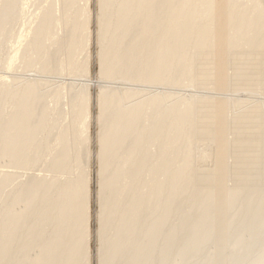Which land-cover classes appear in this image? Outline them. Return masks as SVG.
I'll return each instance as SVG.
<instances>
[{"label":"bare ground","instance_id":"1","mask_svg":"<svg viewBox=\"0 0 264 264\" xmlns=\"http://www.w3.org/2000/svg\"><path fill=\"white\" fill-rule=\"evenodd\" d=\"M45 1L49 4L50 0ZM60 1L70 5L76 0ZM98 2L99 73L100 79L109 83L112 82L107 80L119 79L163 85L180 78L186 79L192 74L197 56L206 59L204 76L209 77L213 58L223 59L232 56L248 61L251 55L244 50L245 48L249 50L252 47L264 46V0H98ZM27 3L26 0H22L20 9ZM13 6L8 5L1 13L0 31L10 20ZM75 12L74 9L68 8L59 16H54L45 11L34 22L31 21L32 25L24 22L21 34L8 41L12 51L6 65L11 67L19 58V50L26 35L31 33L30 37L27 36L28 43H35L36 50H39L41 49L39 39L49 33L51 26H60L67 30L69 36L64 43L68 51L64 60L60 61V71L86 75L89 62L86 59L81 63L78 56L81 52L89 53V10L85 7L77 14ZM142 58L143 64L140 61ZM6 82H8L6 79L1 82L0 100L5 98L11 109L8 112H0V155L15 159L18 168L26 169L31 165L30 160L33 157L31 146L39 141V135L44 131L46 110L43 108L35 113L41 103L36 88L31 85L35 83L25 84L11 91L6 88ZM88 85L86 82L80 83L79 93L71 100L73 106L69 116L80 117L79 134L69 141H66L65 137L57 140V145L63 152L56 155L52 162L59 168L66 166L68 159L71 158L70 153L77 151L81 144L86 145L85 156L88 158L90 100L87 95L81 96L82 90ZM128 85L126 87L97 85L100 121L97 135L100 175L97 185L99 223L97 236L103 244L97 253L99 263L107 259L113 251L130 242V237L127 236L119 239L114 246L115 243L112 245L110 244L112 241L108 242L106 239L105 231L110 230L116 234L128 225L127 222L130 220L132 222L128 225L129 232L130 229L139 228L142 222L137 218L141 210L153 204L165 191L167 196L158 203L160 210L153 219L157 222L155 231L149 232L144 239L151 240L155 234L160 233L162 230L160 226L169 211V204L184 188L179 180L183 179L191 168L190 164L186 163L171 169L168 162L186 156L189 149L183 147L180 142L188 137L196 124L201 123L202 118L210 117L213 111L212 107H208V102L202 104L203 100L200 98L196 101L184 100L165 106L164 97L159 94L160 92H157L156 96L122 108L119 101L121 96H134L144 91ZM199 111L202 117L198 114ZM251 120L255 121V115ZM60 129L61 134H70L72 131L69 125ZM203 132L209 133V127ZM238 132L241 134V130ZM160 140L164 141L156 151L147 152L137 158L139 150ZM178 144L181 145L179 149ZM221 151L222 146L218 156ZM151 163L153 166L143 178L132 177L126 181L129 170L136 173ZM74 169L78 171L77 175L66 183L58 184L54 177L48 179L33 177L22 191H17L13 195V199L25 202V209L20 212L7 210L1 219L0 259L19 249L21 254L15 264H77L79 258L76 252L80 247H84L82 259L89 264L90 172L87 166H80L78 161L74 164ZM7 180L8 175H3L0 179L1 185ZM140 185L144 186L139 187ZM129 191H132L129 200L124 204L120 203L122 194ZM211 199L209 194H204L197 204H209ZM0 202H6L5 197L0 196ZM209 213L205 211L197 218L194 229L196 233ZM25 218L27 221L24 223ZM112 220H115V226L112 225ZM35 240L42 241L38 244L40 250L34 258H30L28 249ZM136 247L140 248V245ZM185 247L189 248V243Z\"/></svg>","mask_w":264,"mask_h":264},{"label":"rangeland","instance_id":"2","mask_svg":"<svg viewBox=\"0 0 264 264\" xmlns=\"http://www.w3.org/2000/svg\"><path fill=\"white\" fill-rule=\"evenodd\" d=\"M21 1L0 0V15L8 5H14L10 20L0 31V85L6 79V88L12 91L25 84L35 83L31 85L36 88L41 102L35 113L44 108L46 116L44 131L39 135V141L31 146L33 157L28 168H18L15 159L0 155V179L8 175L7 182L3 185L0 183V196L6 199V202H0V221L7 210L24 211L25 202L13 199V195L22 191L33 177H54L58 184L66 183L77 175L74 164L78 161L80 166H87L91 181L89 264H264V46L249 50L245 48L251 55L248 61L232 56L213 58L209 77L204 76L206 59L197 56L192 74L186 79L180 78L163 85L119 79L107 80L112 82L109 83L100 79L99 73L98 0H88L87 3L85 0H76L70 5L60 0H50L49 4L45 0H26L27 5L20 9ZM85 7L90 16L89 53L81 52L78 60L82 63L87 59L89 62L86 75L60 71V61L64 60L68 51L64 43L69 38L67 30L60 26H51L49 33L39 39V50H36L35 43H28L31 33L26 35L19 50V58L11 67L6 65L12 51L8 41L21 34L24 22L32 25L31 21L34 22L45 11L59 16L68 8L74 9L77 14ZM140 61L143 64V58ZM84 82L89 85L82 90L81 96H88L91 111L88 158L85 156L86 145L81 144L77 151L70 153L71 158L66 166L59 168L52 162L56 155L63 152L57 140L65 137L69 141L79 134L80 117H70L69 114L73 106L71 100L79 93L80 83ZM100 84L118 87L131 84L144 90L134 96H121L119 101L122 108L160 92L165 106L184 100L202 99V104L208 102V107L213 110L210 117L202 118L201 123L196 124L188 137L180 142L189 149L186 156L168 162L171 169L186 163L191 168L179 180L184 188L169 204L160 233L155 234L151 240L144 239L149 232L155 231L157 222L153 219L160 210L158 203L167 196L165 191L153 204L141 210L137 218L142 222L139 228L135 227L129 232L130 220L116 234L110 230L105 231L106 239L112 241V245L115 243L114 246L119 239L127 236L130 242L113 251L102 263L97 261L98 249L103 245L97 236V185L100 179L97 159V135L100 130L97 85ZM7 102L5 98L0 100V112L10 111ZM198 114L202 117L201 111ZM254 115L253 122L251 118ZM66 125L71 127V133L61 134L60 127ZM208 127L210 132L205 134L203 131ZM163 141H157L152 146L146 145L136 154L137 158L156 151ZM220 146L222 151L218 156ZM177 147L179 149L181 145ZM152 166L153 163L147 164L136 173L129 170L126 181L132 177L143 178ZM131 192L123 193L120 203H126ZM204 194L210 195L211 202L206 205L197 204ZM205 211L210 212L209 216L201 222L196 233V220ZM26 221L27 218L24 223ZM111 223L115 226V220ZM40 242L33 241L34 244L28 249V257H35L40 250ZM187 243L189 248L186 249ZM83 251L84 247H80L76 252L79 258L77 264H86L82 259ZM20 254L19 249L13 250L0 259V264H15Z\"/></svg>","mask_w":264,"mask_h":264}]
</instances>
